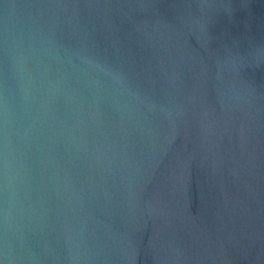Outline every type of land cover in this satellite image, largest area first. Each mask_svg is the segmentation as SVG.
Masks as SVG:
<instances>
[{"label":"water","instance_id":"95a60500","mask_svg":"<svg viewBox=\"0 0 264 264\" xmlns=\"http://www.w3.org/2000/svg\"><path fill=\"white\" fill-rule=\"evenodd\" d=\"M0 264H264V0H0Z\"/></svg>","mask_w":264,"mask_h":264}]
</instances>
